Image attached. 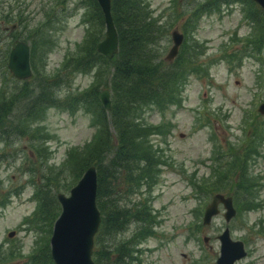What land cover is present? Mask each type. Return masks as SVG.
Returning a JSON list of instances; mask_svg holds the SVG:
<instances>
[{"label":"rangeland","instance_id":"374dc122","mask_svg":"<svg viewBox=\"0 0 264 264\" xmlns=\"http://www.w3.org/2000/svg\"><path fill=\"white\" fill-rule=\"evenodd\" d=\"M147 1L158 23L170 29L156 45L161 64L183 57L184 76L170 91V103L142 106L134 113L135 122L155 127L144 139L153 163L141 180L135 171L137 182L120 174L119 204L130 209L131 217L119 232L103 238L100 259L103 264H216L219 236L229 228L232 240L242 241L247 252L235 264H264V27L257 25V5L222 2L221 9L204 12L188 28L192 11L210 0ZM92 4L0 0V264H25L47 248L51 252L54 224L40 212L42 198L69 195L84 173L78 175L75 161L84 159L81 166L94 158L85 160L82 152L92 151L99 136V107L83 93L98 84L102 101L110 68L107 75L105 66L95 62L87 70L65 69L68 56L69 61L79 57L78 46L100 30L102 39L105 35L106 25ZM173 30L184 40L171 62L166 56L174 45ZM16 39L40 47L32 50L34 73L28 80L14 78L8 69ZM194 55L191 64L186 58ZM188 65L193 71L185 74ZM110 96L113 103L111 90ZM65 97L67 102L55 104ZM232 153L248 161L252 189H236ZM146 165L143 161L141 167ZM245 190L256 193L251 209L240 208L233 197L244 196L236 193ZM218 193L233 197L237 214L227 221L220 205V214L206 225L205 209ZM12 231L15 235L9 236ZM118 246L124 258L114 250Z\"/></svg>","mask_w":264,"mask_h":264},{"label":"trees","instance_id":"16d2710c","mask_svg":"<svg viewBox=\"0 0 264 264\" xmlns=\"http://www.w3.org/2000/svg\"><path fill=\"white\" fill-rule=\"evenodd\" d=\"M232 1L234 0H219L217 2L210 0L207 3L209 5L206 4L210 10H207L206 6L201 7V3H199L200 6L191 13L193 21H189L190 24L188 23L185 27L188 26L189 28L192 23H199L200 15L204 12L208 11L211 13L215 11L214 9H221L219 7L222 2L226 4ZM248 1L257 5L256 10L261 16L257 21V25L263 29L264 9L254 0ZM92 2V6L96 9L101 23L104 24L105 17L98 0H92ZM112 15L119 35V52L115 59H108L98 52L97 44L103 36L102 30H100L97 37L92 38L87 44L84 43L82 46H78L82 48L79 50V57L69 61L68 56L65 60L66 64L64 63L66 72L69 71L71 73L83 68L85 70L91 68L92 62H95V66L97 64L105 66L106 75L108 68H110V83H105V85L110 88L113 96L111 110L108 111L102 105L99 98L98 84L94 85L90 91L83 93V96L90 97L96 103L95 107H99V123L98 120H95L96 125H99L98 127L100 128L98 130L99 136L91 147L92 151L82 152L87 155L85 160L89 158V155L94 156V158L90 161H85L81 166L79 165L84 159L76 160L74 163L76 172L81 175L89 165H93L94 160H97L96 164H94L98 172L97 203L102 212V223L95 238L96 248H94V258L97 264H103L100 259V254L102 253L98 249L103 242V238L119 232L124 222L131 217L130 209L119 204L120 196L122 195L120 174L126 172L124 176L128 181L137 182L139 180L135 175V171H139V179L141 180L146 175L147 169H151L150 167L153 163L149 147L145 145L144 139L155 127L135 122L134 113L140 111L142 106L157 104L161 107L170 103L171 101L168 99L171 94L170 91L175 89L177 79L184 76L182 71L184 64L182 67L180 64L183 57H179L178 61H180L178 63H172V65L175 63V67L172 65L162 66L161 64L164 61L160 57L161 53L159 54V51H156V45L169 36L168 31L170 29L160 25L158 20L154 18L147 0H112ZM32 45L34 52L40 50L39 45ZM33 51L31 52L32 63ZM181 52V54H184L183 50ZM191 57L186 58V60H189L192 64L196 62L197 56L192 57L195 59L194 61L191 60ZM190 65L184 71L185 74L193 71V67ZM61 73L63 74L64 72ZM101 74L103 75V70ZM95 94L97 95V101ZM67 100V97L63 98V100L58 98L55 100L57 102L54 103L62 105L61 103H65ZM74 154L70 155L71 160L75 158ZM232 156L235 159L229 161V163L235 162L233 165L238 167V186L236 189H252L254 179L253 181L249 180L250 177L247 176L248 161L240 157L238 153H232ZM143 161L146 162L147 168L141 167ZM150 172V176H154L153 170H150ZM229 177L228 174L227 178ZM129 189H132V187ZM128 193L129 195L131 194L130 191ZM236 194L244 195L240 198L233 196L240 208L251 209L254 207L255 202L251 200L256 194L254 190L240 191ZM4 196L6 197V193H4ZM40 205V212L46 216L49 215L51 221L53 219V222H51V225H53L61 207L57 195L43 197ZM145 215L146 219L150 218L147 213ZM114 250L122 256L120 259L126 256L123 253V247L118 246ZM25 264L55 263L49 248H47L42 255L35 258L32 257L30 260L28 258Z\"/></svg>","mask_w":264,"mask_h":264},{"label":"water","instance_id":"95a60500","mask_svg":"<svg viewBox=\"0 0 264 264\" xmlns=\"http://www.w3.org/2000/svg\"><path fill=\"white\" fill-rule=\"evenodd\" d=\"M264 9V0H254ZM105 17L106 37L97 45L98 51L109 58H113L119 51V35L112 15V0H98ZM174 45L167 59L173 60L179 53L184 35L178 30L172 31ZM8 68L18 79H28L33 71L30 62V45L24 40H16L10 51ZM101 100L107 109L112 108L110 91L105 89L101 93ZM264 114V103L260 105ZM98 173L95 165L90 166L79 182L67 195L58 193V200L62 210L56 219L51 237V256L55 264H96L93 259L95 237L99 231L102 215L97 204ZM223 205L224 217L230 221L237 210L232 196L222 193L214 195L207 205L203 216V223L209 225L215 216L221 212ZM15 235L10 232L9 236ZM221 255L216 264H235L246 255L244 243L234 241L227 228L222 235Z\"/></svg>","mask_w":264,"mask_h":264},{"label":"bare ground","instance_id":"6f19581e","mask_svg":"<svg viewBox=\"0 0 264 264\" xmlns=\"http://www.w3.org/2000/svg\"><path fill=\"white\" fill-rule=\"evenodd\" d=\"M106 37V34L104 35V37H103V39ZM13 75V74H12ZM13 77H15V76H13Z\"/></svg>","mask_w":264,"mask_h":264},{"label":"flooded vegetation","instance_id":"af4514ba","mask_svg":"<svg viewBox=\"0 0 264 264\" xmlns=\"http://www.w3.org/2000/svg\"><path fill=\"white\" fill-rule=\"evenodd\" d=\"M218 258V257H217Z\"/></svg>","mask_w":264,"mask_h":264}]
</instances>
